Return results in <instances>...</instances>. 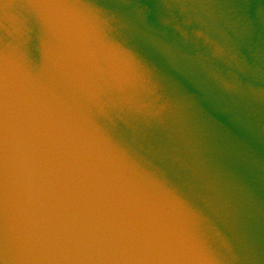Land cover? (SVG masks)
<instances>
[{"label": "water", "instance_id": "1", "mask_svg": "<svg viewBox=\"0 0 264 264\" xmlns=\"http://www.w3.org/2000/svg\"><path fill=\"white\" fill-rule=\"evenodd\" d=\"M0 264H264V0H0Z\"/></svg>", "mask_w": 264, "mask_h": 264}]
</instances>
